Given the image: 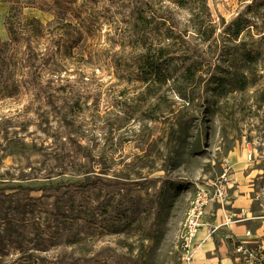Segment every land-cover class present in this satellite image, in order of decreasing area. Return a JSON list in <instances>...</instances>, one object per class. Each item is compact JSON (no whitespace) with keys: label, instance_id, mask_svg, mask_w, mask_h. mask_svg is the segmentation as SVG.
<instances>
[{"label":"rangeland","instance_id":"obj_1","mask_svg":"<svg viewBox=\"0 0 264 264\" xmlns=\"http://www.w3.org/2000/svg\"><path fill=\"white\" fill-rule=\"evenodd\" d=\"M20 1L15 25L53 20ZM76 1L90 28L39 80L61 92L0 78L1 264H183L197 186L225 170L264 216V0H207L209 38L191 21L201 0ZM238 16L251 30L234 37ZM164 45L180 58L145 74Z\"/></svg>","mask_w":264,"mask_h":264},{"label":"trees","instance_id":"obj_2","mask_svg":"<svg viewBox=\"0 0 264 264\" xmlns=\"http://www.w3.org/2000/svg\"><path fill=\"white\" fill-rule=\"evenodd\" d=\"M11 2L12 5L4 20L8 39L5 41L0 40V65L5 70L0 73V78L6 84H9L13 83L11 79L15 77L17 83L15 91L24 89L26 84H30V87L27 86L29 91L50 98L48 94L61 92L62 87L51 88L50 83L40 84L41 75L46 74L50 62L55 63V55H59L62 51L61 60L63 54L71 55L73 50L83 42L85 34L90 28L88 21L81 17L82 14L78 9L76 0H28L29 8L49 13L52 15L53 20L44 24L40 19L30 14L25 16L22 23L15 25L14 19L21 1L11 0ZM192 15L191 21L195 22L194 28L199 35L209 38L216 34L217 26L212 19L207 0H201L200 7L195 8ZM163 25L165 24L163 23ZM245 29L251 30L250 21H244L241 16H238L227 28V33L239 37ZM57 34L61 36V39L58 38L56 41ZM165 34L167 35V33ZM168 36L167 39H169ZM149 52L143 55L142 66L144 70H147L145 74L158 77L169 71L170 62L173 59L177 58L178 60L180 58L177 56L169 57V54H165L167 52L166 45L157 49V55L153 56L157 58L150 56ZM241 58L249 63L253 55L243 53ZM189 69H191V66H189ZM9 88L7 86L6 91ZM95 184L97 182L94 180H89L84 184L74 183V185L68 182L59 184L55 188L58 189L62 186L86 187ZM29 263L38 264L34 260L26 262V264Z\"/></svg>","mask_w":264,"mask_h":264},{"label":"built area","instance_id":"obj_3","mask_svg":"<svg viewBox=\"0 0 264 264\" xmlns=\"http://www.w3.org/2000/svg\"><path fill=\"white\" fill-rule=\"evenodd\" d=\"M231 185L232 180L225 170L221 177L197 186L181 233L183 264H193L201 246L223 231L225 233L221 234L219 240L228 246L229 256L234 264H264V241L252 230L247 229L242 239L228 233L231 226L244 223L245 217L231 213L223 216L219 223H211L215 208L225 209L229 205ZM203 229L205 238L196 243L197 235Z\"/></svg>","mask_w":264,"mask_h":264},{"label":"crops","instance_id":"obj_4","mask_svg":"<svg viewBox=\"0 0 264 264\" xmlns=\"http://www.w3.org/2000/svg\"><path fill=\"white\" fill-rule=\"evenodd\" d=\"M0 39L2 41L8 39V34L5 32L4 28H2ZM233 184L238 185L234 182L231 185L232 187L234 186ZM238 189H240V186L237 187V191H233L230 194V203L225 209H220L219 207L215 208L213 211L215 213V218L212 217L213 219H211V223H219L223 216L228 214H237L238 216L245 217L246 221L244 223L231 226L228 233L235 238L242 239L246 230L250 229L257 237H260L264 241V216L256 215L258 212L255 213L251 208L253 200L251 198L248 199L247 196H239ZM240 192L243 193L245 191L240 189ZM223 233L225 232L223 231L221 234ZM221 234L215 235L212 239L207 240L201 246V248L197 251L193 264H234L233 260L229 256L228 246L219 240ZM204 238L205 230L203 229L198 233L196 243H200Z\"/></svg>","mask_w":264,"mask_h":264}]
</instances>
